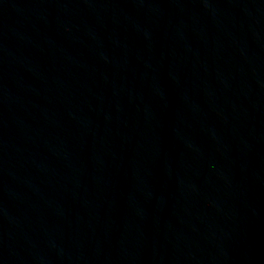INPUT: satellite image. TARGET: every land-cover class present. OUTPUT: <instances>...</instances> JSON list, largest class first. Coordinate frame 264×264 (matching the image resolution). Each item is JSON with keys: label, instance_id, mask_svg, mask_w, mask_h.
Returning a JSON list of instances; mask_svg holds the SVG:
<instances>
[{"label": "water", "instance_id": "water-1", "mask_svg": "<svg viewBox=\"0 0 264 264\" xmlns=\"http://www.w3.org/2000/svg\"><path fill=\"white\" fill-rule=\"evenodd\" d=\"M0 264H264V0H0Z\"/></svg>", "mask_w": 264, "mask_h": 264}]
</instances>
